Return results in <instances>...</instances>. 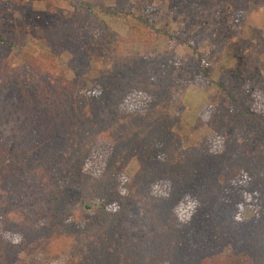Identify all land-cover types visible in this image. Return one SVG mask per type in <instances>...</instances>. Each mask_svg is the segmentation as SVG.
I'll return each instance as SVG.
<instances>
[{
  "label": "trees",
  "instance_id": "obj_1",
  "mask_svg": "<svg viewBox=\"0 0 264 264\" xmlns=\"http://www.w3.org/2000/svg\"><path fill=\"white\" fill-rule=\"evenodd\" d=\"M250 1L229 0L239 12ZM203 2L171 0L170 9ZM87 11L88 35L72 19L36 31L48 51L26 61L24 76L10 60L15 41L0 29V112L14 113L0 137V264H29L30 251L47 264L64 256L65 264H264V92L247 87L243 58L214 79L201 58L182 65L124 57V38L100 15L129 21L133 44L193 42L154 15H137L129 0ZM100 33L112 45L110 70L83 89ZM61 60L72 79L58 73ZM179 71L215 93L196 123L213 132L207 151L186 147L176 131ZM92 159L101 164L89 172ZM188 198L196 207L184 220L179 209Z\"/></svg>",
  "mask_w": 264,
  "mask_h": 264
},
{
  "label": "rangeland",
  "instance_id": "obj_2",
  "mask_svg": "<svg viewBox=\"0 0 264 264\" xmlns=\"http://www.w3.org/2000/svg\"><path fill=\"white\" fill-rule=\"evenodd\" d=\"M117 1L0 0V29L15 41V47L10 55L13 70L24 76L27 74V60L45 56V52L48 51L47 44L36 38L37 30L47 29L72 19L83 33L88 35L91 32L92 21L87 9L92 8L100 13L102 10L115 8ZM170 1L129 0V9L137 15L148 14L151 18L154 15L158 26H165L176 34L186 31L188 33L186 36H189L193 42V48L172 47L165 40L146 47L133 44L128 40L131 25L129 21L107 15H100V20L124 38V42L120 45L124 57H156L166 61H175L177 58L182 65L201 58L210 68L214 79H217L223 71H235L238 62L235 57L239 55L243 58L247 87L264 92V0H251L250 8L245 12L237 11L229 0L212 2L208 0L202 4L194 3L187 9L181 8L180 12H173L170 9ZM74 5L80 10L75 11ZM223 19L226 20V25L219 23ZM91 55L93 73L86 80L79 81L83 89H92L95 80L106 75L110 70L112 45L104 33L97 35ZM66 61L61 60L57 63L58 73L72 79L66 71ZM176 79L182 85V90L171 109V116L180 121L176 131L186 147L207 151L213 140V132L208 126L198 127L196 123L205 108L214 107L210 97L215 93L211 91L207 94L193 87L185 71H179ZM1 107L3 106L0 102V109ZM260 112L261 109L258 113ZM11 114L14 115L10 111L0 112L1 138L10 133L13 127ZM214 141L221 144L223 139L217 140L214 137ZM100 164L101 162L92 159L87 165L88 171H96ZM137 168V163L133 161L126 177H133ZM190 203L194 204V208L188 207ZM195 207L196 204L191 198L184 202L179 209L184 220L190 217ZM75 213L83 215L86 212L77 210ZM24 259L29 264H47V258L41 252L30 251L24 255ZM68 260L69 256L61 257L56 264H65Z\"/></svg>",
  "mask_w": 264,
  "mask_h": 264
},
{
  "label": "clouds",
  "instance_id": "obj_3",
  "mask_svg": "<svg viewBox=\"0 0 264 264\" xmlns=\"http://www.w3.org/2000/svg\"><path fill=\"white\" fill-rule=\"evenodd\" d=\"M188 207L191 209V208H194V204H192V203H190L189 205H188Z\"/></svg>",
  "mask_w": 264,
  "mask_h": 264
}]
</instances>
